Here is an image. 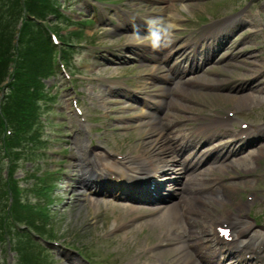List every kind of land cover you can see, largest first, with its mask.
<instances>
[{
  "label": "rangeland",
  "instance_id": "rangeland-1",
  "mask_svg": "<svg viewBox=\"0 0 264 264\" xmlns=\"http://www.w3.org/2000/svg\"><path fill=\"white\" fill-rule=\"evenodd\" d=\"M36 2L33 4L37 6L36 11L40 15L41 8ZM59 2L62 4V9L67 15H73L76 20L78 19L77 13L87 15L90 10V0H59ZM252 2H255V5H251ZM19 3L23 5L21 2ZM31 3L32 1L25 0L24 9ZM112 3L120 5L129 11L135 10L144 16H158L160 11H167L170 14L173 12L180 14L183 18L172 32V39L176 47L189 45L193 43L195 38L200 39V37L205 36V30H209V28H212V35V32H217V24L228 17L231 18L232 16L239 15V17L244 18L246 15L244 12H241L242 8H245V11L248 12L250 6H255L251 10L253 15L264 11V0H252L251 3H249V0H111L107 4H102L101 7L107 12L115 14V7L110 5ZM99 11L93 12L97 22L101 21L100 19L103 14L100 9ZM235 12L237 13L234 15ZM217 16L222 18L216 20ZM58 22L61 23L59 26L62 27V34L71 32L64 19ZM22 25L23 23H21ZM99 25L103 26L102 24L96 26L94 24L92 28L84 31L85 35L83 39L72 37L74 44L77 45L76 47H79V51H74L75 55L77 57L80 56L81 59L89 58V62L81 61V65L83 66L81 72L76 69L73 71L75 76L83 78V83L80 85L78 83L75 90L72 88L65 90L62 85L59 86L57 84V81L56 88L51 91L52 95L56 97L55 101L52 103L40 101L38 103V107L40 106L43 112L41 119L44 122L43 132L46 133V138H44L46 140V148L43 149V154L37 158L38 164H31L27 159L21 160L15 177L21 180V187L30 189V192H27L28 197L25 199V202L28 200L33 203H39L44 211L45 207L42 205L46 206L48 204L51 216H49V222L47 221L44 224L46 226L44 230L49 236L52 234V237L80 251L87 250L92 256L95 253L97 256L93 257L102 263L103 260L101 258L110 257L104 259L105 264H116L121 259H124V257H119V254L124 252H131L128 258L132 257L129 260L125 259L124 264H144L143 259L145 257L142 259L137 257L138 246L145 248V253L148 256L160 255L159 252H161L162 255H165L164 259L166 258L172 264H179L181 244L172 245L173 242H168V246L164 247L165 243L160 240H163L164 236L167 235L162 233V227L153 228V225H150L148 216L137 218L135 213L119 205H107L106 203H100L99 201L79 196L76 193L57 192L58 185L55 191L51 193L50 199L54 197L52 203H47L44 196L39 198L36 195L35 191L41 193V190L37 186L38 181L35 180L36 176L48 174V177L52 179L50 177L52 174L55 178L58 177V174H55V172L61 159L58 155H56L57 157L49 156L50 153L53 154L57 150L64 151L65 153H69L68 160L76 157H89L92 159L95 155L105 156L107 151L94 150L91 148V145L104 144L105 146L103 147H106L109 152L129 155V153L134 154V150L137 148H141V151L150 148L153 141H159L158 136L162 138V134L166 133L163 126L156 127L158 124L148 126L147 128L141 127L140 122L136 118L142 113V107L130 101L128 97L133 96L142 100L145 104H149L147 100L156 101L151 96L153 97L154 94H157V91L164 88V86L161 85L163 84L161 81H154L152 78L168 75V68L162 67L155 70L153 68L154 65L147 60H141L135 55H132V58H135V60L124 57L126 54L133 52L147 55L146 52L149 50L150 44L147 43L146 46H142L141 42H138L136 43L137 46L125 50L128 47V40L132 36L130 32H118L107 28L101 29ZM120 28V30L124 29L123 27ZM253 29L248 30L247 27H243L221 32V34L219 32L218 35L213 37V40L218 42L221 36H227L225 41L229 44V48L217 55L219 60L222 59L221 62L214 63L208 67L205 66L202 69L203 72H199V80L196 81L193 74L185 76L186 79L184 81L193 82L189 85L192 92H187L186 95H183L188 99V104L191 106L188 105L189 108H182L181 111L178 110L177 115H174L177 120L183 122L186 120L187 115L197 117L209 116V119H211L213 117L226 116L228 112H233L232 114L235 112L232 121L233 127L230 126V131L243 128V122L247 123L249 127L264 129V103H248L247 107L242 108V105L237 102L236 98L238 96L236 92L241 89V84L234 83L233 87L235 90L225 88L230 84L233 77L236 76V79L237 77H243L245 71L250 69L248 59H243L247 65H237V63L228 61L230 54L245 51L250 55L256 53L262 61L264 59L263 30L258 32L257 39L253 35ZM58 36L61 38L60 34ZM93 44L102 46L98 51H84L85 47L83 46H92ZM196 48V46L191 48L189 46L188 51L183 52V55L190 52L189 62L187 60L182 63V59L178 58L175 62L171 63V66L177 62L188 71V68L190 69L192 66L191 60L194 57ZM95 55H99L100 58L93 61ZM103 55L105 57H102ZM116 56L123 57L124 59L121 62L116 61ZM197 62L201 63V61ZM197 62L195 61V63ZM201 67L200 65L199 68ZM260 70H264V63L253 72H259ZM122 78L129 82V86L133 87L135 91L132 92L130 87H125L124 90L113 92L114 90L108 84L105 86L104 91L99 85V83L105 85L100 80L113 79L117 81ZM243 78L251 77L246 75ZM92 80L99 81L96 83L97 87L92 88L89 86ZM237 80L241 82V80ZM258 80L264 81V78L260 77ZM47 85H53V81L47 82ZM97 91L100 94L105 92V95L98 96L95 100L92 93L95 95ZM177 92L178 90L173 88L170 94L176 95ZM72 97L78 100L80 107L84 111L87 119L86 123L78 121V118L71 111L70 98ZM240 107L242 108L240 111L236 110ZM203 123H206L205 119H192L181 129L189 128L197 130L199 125L202 126ZM56 124L58 125L56 126ZM166 125L167 122H165L164 126ZM218 129L225 130L224 128ZM218 129L215 131H218ZM253 139L257 141L264 140V131L262 134L254 135ZM65 141L67 143H64ZM259 144L262 145L261 143ZM153 152L158 154L156 150H153ZM60 162L65 163L63 159ZM103 163L105 162L103 161ZM5 165L8 166L9 161ZM5 165H1L2 169L0 171V177L3 179H6L7 175ZM249 165L251 168H255L256 166L252 161L249 162ZM178 168L179 166H177ZM215 174H219L225 180L231 176L239 177V179L228 182L230 185L239 186L237 194L235 196L232 195L234 200L248 205L252 201V197L258 196L254 202L252 201L254 204L250 203L249 207L251 206L252 217L254 219L259 218V220L257 219L258 222L261 223V226H264V157L258 160V166L253 172H248L245 167H235L234 170H229L228 174L220 172H216ZM208 177L211 178L210 176ZM242 179L246 181L250 180L247 187L242 183L245 182ZM253 182L255 184L252 186ZM3 185L1 184L0 187H3ZM27 194L25 193V195ZM259 203L262 206H259ZM214 207L218 212L223 213L225 211L228 213L230 210H233L236 213L235 206L230 203L224 209L220 208L219 205H215ZM247 211L249 210H245L242 215L245 216ZM140 214L142 215V213ZM220 215L222 214L216 213V216ZM16 233H18V229H16ZM31 235L35 236L32 232ZM152 237L163 238L154 240ZM101 238H106V241H101ZM32 240L35 242L34 246L45 247L42 251L49 256L50 264H72L67 260L73 259L76 261V257H78L77 255L74 256L70 250L53 248L41 240L36 241L37 239L35 240L34 238ZM5 242L6 240L0 243V261H3L1 264H17L20 254ZM157 246H160V248H157ZM35 251L36 255H38L40 250L35 249ZM32 255H35L34 251L31 252ZM192 256L194 255L192 254ZM172 258L174 260H171Z\"/></svg>",
  "mask_w": 264,
  "mask_h": 264
},
{
  "label": "bare ground",
  "instance_id": "bare-ground-1",
  "mask_svg": "<svg viewBox=\"0 0 264 264\" xmlns=\"http://www.w3.org/2000/svg\"><path fill=\"white\" fill-rule=\"evenodd\" d=\"M162 15L160 18L158 17H153L152 19L155 20V25L157 27V33L156 37L158 38V42L156 44H153V47L156 49V56L153 57V61H164L166 60L169 55L165 53V51L169 47L170 43V32L176 27L177 23L179 22V16L175 13L173 14H168L167 11H161ZM127 20H131V16H126L125 17ZM202 40H209L211 39L209 37L206 38H201ZM140 41H144L143 38H139ZM160 40L162 41V44H160ZM135 42V40H133ZM158 45V46H154ZM262 93H264V89L261 90ZM245 101H243V104ZM168 104L166 102L163 103V107H167ZM171 107H174V103H171ZM176 107L180 109L181 107L186 108L185 105L181 104H176ZM148 115H151L148 114ZM159 117H155L154 119H157ZM229 121L227 120H214L211 124H207L208 128L213 127V126H221L223 127V123ZM200 132H203L208 139H212L214 136L213 134H210L206 129H200ZM261 132V131H257ZM254 131L251 129H248L246 131H241L238 134H235L233 139L230 140L231 144L230 147H232L236 152L244 150L248 145L250 147L258 148L257 140L256 139H251L250 136ZM158 142L155 140L153 141L150 146V148L144 149L141 151V148L135 149V155L132 157L130 160L131 162H134L138 164V166H132L131 164H128V166L134 171V172H140L144 176H149L150 172L152 171H159L163 170L164 175H160L159 179H162L165 182H173L175 184L177 181H180L181 179H185L189 175H193V172L188 173V174H183L181 173L180 169H177L178 163L182 160L181 158V152H183V149L175 148L174 149V156H173V150L169 146V137H166L165 135L162 136ZM154 139V138H153ZM250 141V143H249ZM200 141L197 143H190L188 142V145L186 147V150L191 149L192 152L196 151V148L199 146ZM264 143V142H263ZM153 150L158 151V154L153 152ZM256 154V155H254ZM251 161L254 163H257L259 159L264 157V146L262 148L256 149V152L253 153L252 155L248 156ZM247 158L243 157L239 160H236L235 162L237 163H228V159L223 156H216L212 158L211 165L209 166L208 170H213L217 169L218 171L221 172H226L234 167L238 166H245L247 168L248 172H253L254 168L248 167L246 160H243ZM227 162L228 164L224 163ZM100 162L97 161L95 163L96 167L99 165ZM103 167H105V164H103ZM133 173V172H132ZM130 175L131 172H128ZM158 175V174H157ZM131 176V175H130ZM134 179H139L138 176H136ZM202 180V181H201ZM208 181H210L212 186L210 188L206 189L205 185L207 186ZM224 181L222 178L219 176L214 177L213 179H208L204 178L201 179L197 177L195 179V182L193 185H191V180L188 181L186 190H185V195L188 197L185 199L184 195L182 192L176 193V199H179L180 203H183L179 207L177 205H173L172 201L169 202L166 206V210L159 212L156 211V209H152L153 213L152 215L159 214L158 216L154 217V225L158 224L161 225L162 223H170L169 226V231H173L174 228H180L182 226V223H186L188 225V228L190 229V233L192 234V237H194V241H200L201 239H206L208 242H213L216 243L215 247H210L206 246L204 249L208 248L206 251L198 252V257L200 258L201 262L198 261H190L189 257L186 256V249H183L181 251L182 257L180 259V264H211L212 262L216 264L215 258H217L220 255V252L225 254L224 251H222L220 248H218V245L222 246L224 243L220 241V239L216 238L215 234L213 232H216L217 226L220 224V218L218 216H215V210H213V205L217 203V205L220 206H225L228 204V201L225 200L227 198L226 195H233L236 192V188H232L227 186L226 184L223 183ZM209 190V191H207ZM201 191V196L202 198L197 196V193ZM150 189L147 187L145 181H139L133 183L132 186L127 187V192L126 196H131L133 194H139L141 197L146 198V199H153L150 198L149 196ZM228 198H231L228 197ZM237 213L234 214L233 212L230 213H223L225 216L228 217L233 221H237L240 223L241 226H239V229H235L236 231V237L238 239H241L245 237V234L250 231L251 225L247 224L246 227H243L244 223L242 218V213L241 210H246L245 205H241V203L237 204L235 206ZM156 211V212H154ZM211 216L208 219H205V216ZM235 216L236 218H234ZM200 218H204V223L202 229L200 228L199 230H195L196 226L195 224L198 222ZM176 236L178 237V231L176 230L175 232ZM207 237H209L211 240H208ZM179 238V237H178ZM182 241V240H181ZM255 242L258 244H262L259 246L257 249H252L250 247L253 246V244H248V250H251L254 253H251V257L253 259H258L260 257V253L263 251V238L261 234H256L253 236L251 239V242ZM180 242V241H179ZM202 242V240H201ZM181 243V242H180ZM182 243H184L182 241ZM185 244V243H184ZM190 247L192 245L199 247L197 244H189L187 243ZM223 247V246H222ZM256 248V247H255ZM245 255V253H243ZM204 257V258H203ZM219 264V261H217Z\"/></svg>",
  "mask_w": 264,
  "mask_h": 264
},
{
  "label": "trees",
  "instance_id": "trees-1",
  "mask_svg": "<svg viewBox=\"0 0 264 264\" xmlns=\"http://www.w3.org/2000/svg\"><path fill=\"white\" fill-rule=\"evenodd\" d=\"M19 1L20 0H17V2H19ZM30 1H32V3L26 6V9H25V11L27 10L26 14L28 17H30V16L36 17V16H38V13L36 11L37 6L34 5L33 3L35 1H37L36 2V4H37L38 1H41V0H30ZM5 5L6 6L12 5V0L5 1ZM24 6H25V2H24ZM19 8L22 9L21 5L19 6ZM18 16H21V14ZM8 18H9V15L6 13L5 7L0 6V79H1L2 75L4 73H7V70L9 71V68H11V66L14 65L15 76L18 79H21V76L23 74L31 75L32 79H29L30 80L29 82H31L32 84H35V78H34L35 71L32 73V69H34L35 67L33 64H32V69H31V67L28 69V67H22L21 66L22 63L20 62V60L23 57H21L22 55H19L20 54L19 52L22 53L24 51V48L21 46L20 50H18V48L15 49V47L13 45V41H14L17 34H15V36H14V32L11 29V26L15 22V20L12 22V24H10V23H8V20H7ZM30 21L32 22L31 19L27 20V17L24 16V19L22 22L23 26H22V29L20 31V37L18 40V42H20L21 45L24 44V41H25L24 38H27L32 33V29H31L32 26H31ZM37 61L38 62H35L36 68H40L41 63L39 60H37ZM21 69H23V70L28 69V70L22 72ZM28 103H29V100L24 101L22 103H18V104L13 105V106H9V108H7L6 110L3 109V112L1 114V120L5 123L9 121L11 123V126H12V124L15 126H17V125L20 126L22 124L21 117L20 116L16 117V116H17V114H19L22 111H25L28 108V106H29ZM5 123L3 126V123L1 122L0 126H2L4 128ZM25 131H26V127L19 129L17 132L13 131V134L11 137L9 136L10 137L9 139H13L14 141L19 142L20 138L17 139L16 137L18 135H20L21 133H24ZM9 139L7 140L8 143H9ZM16 208H18L17 205H15V207L13 208V210L11 212V216L13 218V221H16V224H23L22 219L19 218L20 216L18 217L17 214L13 215L14 210H16ZM27 214H28L29 218L33 219L30 223H27L28 224L27 226L30 227L31 229H35L37 231V233L42 236L44 234V232L41 229H38L39 227L35 224V222H36V220H39V221L42 220V218L45 217L44 213L37 214V217L34 214H30L29 212ZM3 223H4V220H3ZM19 249L23 253H24V251H26V254L24 256V259H25L24 264H38L36 262V259H35L36 256H34V257L32 256L30 259H28L31 255V251H29L28 249H32V248L27 247V249L26 248H19Z\"/></svg>",
  "mask_w": 264,
  "mask_h": 264
},
{
  "label": "snow or ice",
  "instance_id": "snow-or-ice-1",
  "mask_svg": "<svg viewBox=\"0 0 264 264\" xmlns=\"http://www.w3.org/2000/svg\"><path fill=\"white\" fill-rule=\"evenodd\" d=\"M223 234H224L225 236H227V235H228V233H227V232H224Z\"/></svg>",
  "mask_w": 264,
  "mask_h": 264
},
{
  "label": "clouds",
  "instance_id": "clouds-1",
  "mask_svg": "<svg viewBox=\"0 0 264 264\" xmlns=\"http://www.w3.org/2000/svg\"><path fill=\"white\" fill-rule=\"evenodd\" d=\"M154 46H158V45H154Z\"/></svg>",
  "mask_w": 264,
  "mask_h": 264
}]
</instances>
